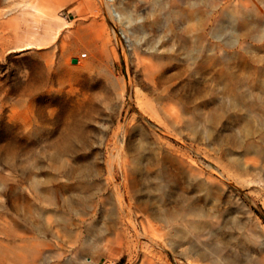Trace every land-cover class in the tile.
<instances>
[{
  "label": "rangeland",
  "instance_id": "374dc122",
  "mask_svg": "<svg viewBox=\"0 0 264 264\" xmlns=\"http://www.w3.org/2000/svg\"><path fill=\"white\" fill-rule=\"evenodd\" d=\"M180 1L175 7L174 0H51L57 17L33 18L0 0V225L4 219L24 224V216L40 224L39 211L49 210L53 224L67 234L55 245L62 254L57 262L82 249H89V256L104 227L110 229L105 240H113L116 232L120 240L95 252L98 264L182 263L165 243L153 245L152 238L161 239L164 230L144 220L168 206L165 195H147L153 179L130 169L125 176L118 165L117 152L125 144L115 145L114 134H122L123 127L130 154L158 147L180 150L202 177L221 180L231 194L225 196L229 211L221 220L226 236L234 234L245 247L250 257L245 264H264V199L234 178L220 177L204 127L197 131L204 116L226 106L237 90L246 93L243 111L264 110V97L256 99L264 92V0ZM80 22L90 28L70 42L66 35ZM138 25L142 29L134 32ZM157 53L168 57L157 62L152 56ZM152 74L182 101L178 119L165 120L141 106V97L163 89L154 88ZM121 85L128 90L124 100L118 97ZM236 126L222 117L215 134L227 135ZM228 146L222 145L218 155L229 167ZM254 156L262 161L247 155ZM161 159L171 168L168 156ZM155 161L152 154L139 166L156 173ZM89 168L94 174L85 178ZM47 172L56 175L52 205L32 189L35 176ZM94 181L101 188L92 208L67 202L73 190H82L75 187L90 188ZM121 203L133 206L134 222L116 230L114 220L127 219L121 217ZM235 221L259 241L247 240Z\"/></svg>",
  "mask_w": 264,
  "mask_h": 264
},
{
  "label": "bare ground",
  "instance_id": "6f19581e",
  "mask_svg": "<svg viewBox=\"0 0 264 264\" xmlns=\"http://www.w3.org/2000/svg\"><path fill=\"white\" fill-rule=\"evenodd\" d=\"M8 1L13 5L12 9H22L33 18H36L37 15L55 18L58 15L51 0ZM180 2V0H174L175 7H179ZM225 9L226 7L223 8V14L230 20L231 11L228 8ZM232 12L235 14L234 11ZM88 28L90 27L80 22L73 26L66 38H69L70 42L72 39H80ZM141 29L142 27L139 25L133 27L134 32ZM181 40V36L178 35V43ZM152 56L160 63L168 57L165 53H157ZM106 72L112 79L114 78L110 71L106 70ZM151 79L154 88L163 89L151 96L141 97L143 109L151 111L165 120L178 119L182 113L181 110L183 111L182 101L178 98L175 99L173 89L164 85L156 74H152ZM127 95L128 90L124 85H121L118 97L124 100ZM234 95L226 106H219L211 113L206 114L202 119L204 122L197 125V131L199 132L201 126L204 127L203 137L214 149L215 153L212 158L220 177L224 180L234 178L238 184L246 187L250 192L259 194L264 199V110L248 112L245 108L243 111V106L246 104V93L237 90ZM263 97V91L256 95V99ZM222 117L230 118L238 123L233 131L224 136L215 134L214 130L217 121ZM121 130H123L122 134L119 131L115 132L114 143L115 145L125 144L124 148L117 152L118 165L123 174L127 176L130 169L141 177H151L155 186L153 190L147 192V195L161 199L165 195V201L168 204L163 210L154 211L144 216V220L150 227L157 225L164 230L161 239L152 238L153 245L161 246V242L165 243L181 258V264H245L249 262L250 257L246 253L245 247H241L238 237L234 234L226 236V222L221 221L226 218L225 215L229 211L226 206L229 199L225 196H231L230 193L228 194L225 184L221 183V180L202 177L197 168L185 159L180 150L172 148L164 150L158 147V149L151 148V153H148L147 150L135 149L133 151L135 154H130L125 141L126 129L122 127ZM257 134L260 135L258 140L255 138ZM222 145H229L225 148L231 164L229 167L218 155ZM152 154L156 156L155 165L158 170L156 173L149 170L144 171L139 166L143 158ZM249 154L260 156L262 161L259 162V158L255 156L248 158ZM161 156H168L171 168L162 164ZM209 167L212 168L211 165ZM82 174L88 178L94 174V171L89 168ZM55 178L56 175L47 172L44 176L37 175L32 180L33 192L38 196L45 195L50 205L54 202L52 182ZM75 188H82V190L77 192L73 190L67 197V202L79 209H83L86 205L92 208L95 205V193L98 192L101 185L94 181L90 188L84 184ZM212 189L216 191L212 192ZM235 202L238 206L245 207L243 200L236 199ZM120 210L123 215L121 217L126 216L127 219L116 218L114 220L116 230H122L125 224L134 222L133 213L135 210L131 204L126 206L121 203ZM38 217L41 220L40 224L35 223L28 216L21 218L24 224H14L4 219L0 225V264H98L95 252L100 251L103 247L110 250L120 240V232L115 233L113 240H105V233L110 232V229L102 227L94 247L90 249L89 256L86 255L89 249H82L72 258L57 262V258H60L62 254L55 248V245L60 243V239L65 238L66 231L53 224L49 210L39 211ZM91 225L92 230L96 231L97 224L92 222ZM233 225L237 226L240 231L243 230L239 221L233 222ZM218 233L222 236L221 240L216 238ZM241 234L252 243L259 241L255 234L243 231ZM226 237H228L227 240ZM147 264H153V262L149 260Z\"/></svg>",
  "mask_w": 264,
  "mask_h": 264
},
{
  "label": "water",
  "instance_id": "95a60500",
  "mask_svg": "<svg viewBox=\"0 0 264 264\" xmlns=\"http://www.w3.org/2000/svg\"><path fill=\"white\" fill-rule=\"evenodd\" d=\"M74 62H76V60H74Z\"/></svg>",
  "mask_w": 264,
  "mask_h": 264
}]
</instances>
